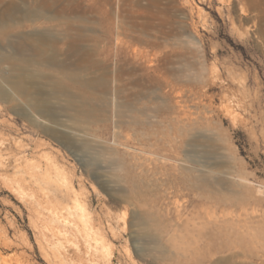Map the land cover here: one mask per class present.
Masks as SVG:
<instances>
[{
    "label": "rangeland",
    "instance_id": "374dc122",
    "mask_svg": "<svg viewBox=\"0 0 264 264\" xmlns=\"http://www.w3.org/2000/svg\"><path fill=\"white\" fill-rule=\"evenodd\" d=\"M28 1L0 0V54L40 29L69 62L77 34L95 81L39 66L43 93L24 95L0 61V264H264V34L246 1L48 0L33 28Z\"/></svg>",
    "mask_w": 264,
    "mask_h": 264
},
{
    "label": "bare ground",
    "instance_id": "6f19581e",
    "mask_svg": "<svg viewBox=\"0 0 264 264\" xmlns=\"http://www.w3.org/2000/svg\"><path fill=\"white\" fill-rule=\"evenodd\" d=\"M241 1L244 2V0H241ZM245 1H246L245 2L246 6H242V10H241L242 13L245 14V13H247L248 10L255 12L253 15V18L254 19L257 18V20L259 21L258 25L255 28H257V30L260 33H262V35H263L264 34V0H245ZM28 2H29V5L27 7V10L24 13V16H25L26 20H28L29 26L31 28H33L35 26L36 21L43 17V14H44L43 9L46 6H48L49 3H48V0H29ZM53 3H54V1H53ZM14 9H15V6L10 5L8 7V9L6 10V12L12 13V11ZM253 30H254V28H253ZM7 33H8V30H6V28L4 29L3 27H0V38H1V36L5 37ZM260 33H258L259 36H262V35H260ZM65 34H66V32H65ZM254 34H255V31H254ZM62 36H66V35H62ZM57 39H59V36L53 35L52 33L42 31L40 29H39V31L31 30L28 33L20 36L19 39L15 40L14 44L16 46V52H14L13 54H9V55H1L0 54V61H7V62L11 63L13 73L11 75L7 76L6 80L10 83V85L14 91L21 93V94H24V95L25 94L30 95V96H32L33 93L37 94V95H41L43 93V91H41L42 87L41 88L39 87L41 82L39 83L37 81V79H39V78L43 79L45 77V76H43L42 71H40L41 69H39V66L44 67L45 65H53V66H56L58 68H63V69L69 68L71 70L69 75L68 76L65 75L69 79L81 81L85 86L92 85V83L95 80L93 79V77L89 76V72H90V68L93 66V63H92V61H90L88 59L86 50L79 45L81 37L78 36L77 34L72 35V36H69V39L66 42L67 43L66 44L67 49L66 50L64 49L66 52H64V51L63 52L65 53V55L67 57L69 56L68 57V58H70L69 62H66L65 60H61V58L60 59L56 58V55H57L55 52L56 49L58 48V50H61V48H63V46H60L61 48H59L58 44H56ZM60 39H59V41H60ZM63 45H64V43H63ZM50 46L51 47L54 46L55 50H53V48H52L50 50V52H48V47H50ZM134 49H136V48H134ZM89 58H91V57H89ZM63 78H65V77H63ZM63 78L62 77H60V78L55 77V78H51V79L49 78L51 80V84H52L51 86H53V89L56 90L57 92H59L60 94H66V92L68 91L67 90L65 92V88H64L65 83H63ZM106 79H107V77H106ZM47 83H49V82H47ZM102 83H104V82H102ZM32 87H35L34 90L36 89V91H34L33 93L31 91ZM0 93L3 95L6 94V92H4L1 89H0ZM34 99H36L34 101L35 104H33L34 106L32 105V103L30 105L33 106V109L36 111V113L41 117H44V118L48 117L51 109L46 105V100L44 98H39V97L34 98ZM67 101L70 105H73V106H74V102H77L76 100H73L71 96L68 97ZM86 102H87V100H86ZM84 110H82L81 113L84 114L86 112ZM100 240L103 241V239H100ZM236 246H237V244L231 243L230 246L228 245V247L227 246L226 247L230 251L231 247L235 248ZM237 250H240V249H237ZM242 252H245V251H243V249H242V251L240 253H242Z\"/></svg>",
    "mask_w": 264,
    "mask_h": 264
}]
</instances>
